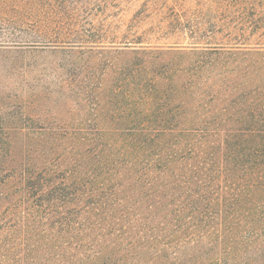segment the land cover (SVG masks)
I'll use <instances>...</instances> for the list:
<instances>
[{"label": "trees", "instance_id": "1", "mask_svg": "<svg viewBox=\"0 0 264 264\" xmlns=\"http://www.w3.org/2000/svg\"><path fill=\"white\" fill-rule=\"evenodd\" d=\"M57 3L19 27L69 56L71 116L0 130V264H264V46L155 47L115 34L120 0Z\"/></svg>", "mask_w": 264, "mask_h": 264}, {"label": "rangeland", "instance_id": "2", "mask_svg": "<svg viewBox=\"0 0 264 264\" xmlns=\"http://www.w3.org/2000/svg\"><path fill=\"white\" fill-rule=\"evenodd\" d=\"M39 1L0 0V130L51 129L64 125L65 119L71 116L63 95H55V92H64L70 81L69 56L61 50L54 51L53 46H42L49 37L26 34L19 27L23 20L31 19L29 8ZM83 1L79 0L80 5ZM120 1L117 16L108 19L113 22L117 36L126 35L130 40L142 36L146 45L165 49L221 42L231 46H264V37L256 31L264 23V0ZM42 2L59 4L58 0ZM63 12L55 6L52 11L41 13L42 32L48 27L50 32L61 28L56 25L65 20ZM44 20L47 23H43ZM195 28L203 31L193 34L191 31ZM222 28L225 31L220 33ZM241 28L247 31L243 36L234 32ZM9 30L15 31L16 41L23 44L36 41L38 48L30 52L26 51L29 45L20 49L6 48L10 44L7 42L13 39L1 36ZM131 56L123 54L119 58L126 61ZM73 113L76 118H84L88 110L85 112L77 106Z\"/></svg>", "mask_w": 264, "mask_h": 264}]
</instances>
